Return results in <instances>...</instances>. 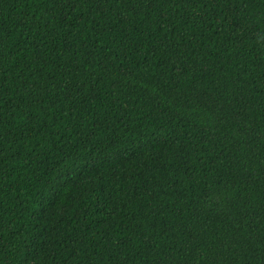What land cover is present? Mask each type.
I'll return each instance as SVG.
<instances>
[{"label":"trees","instance_id":"trees-1","mask_svg":"<svg viewBox=\"0 0 264 264\" xmlns=\"http://www.w3.org/2000/svg\"><path fill=\"white\" fill-rule=\"evenodd\" d=\"M0 264H264V0H0Z\"/></svg>","mask_w":264,"mask_h":264}]
</instances>
